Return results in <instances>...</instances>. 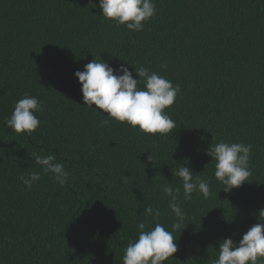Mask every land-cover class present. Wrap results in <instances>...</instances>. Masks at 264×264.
I'll use <instances>...</instances> for the list:
<instances>
[{"label": "trees", "instance_id": "trees-1", "mask_svg": "<svg viewBox=\"0 0 264 264\" xmlns=\"http://www.w3.org/2000/svg\"><path fill=\"white\" fill-rule=\"evenodd\" d=\"M153 3L137 32L105 20L99 0H0V264H123L140 222L172 231L162 186L181 188L183 200L178 165L208 180L211 195L183 201L186 228L173 231L178 251L165 264H213L223 240L239 242L264 219V0ZM93 59L123 64L134 79L142 65L179 85L166 109L176 129L104 126L74 76ZM25 94L41 102L30 135L6 125ZM220 141L252 146V175L230 192L206 155ZM48 154L68 182L41 172L29 190L20 177L40 172L36 157Z\"/></svg>", "mask_w": 264, "mask_h": 264}, {"label": "clouds", "instance_id": "clouds-1", "mask_svg": "<svg viewBox=\"0 0 264 264\" xmlns=\"http://www.w3.org/2000/svg\"><path fill=\"white\" fill-rule=\"evenodd\" d=\"M98 7L105 20L137 32L143 30L144 23L156 12L153 0H99ZM161 68L166 69L167 65L161 64ZM134 71L137 77L135 79L123 64L113 69L108 63L93 59L85 65L83 71L74 73L81 85L83 105L105 115L106 118L102 121L104 126L110 121H116L144 134H171L176 129V123L166 109L174 104L180 92L179 85L174 86L164 76L142 65L137 66ZM39 111L41 102L36 97L25 94L15 104L6 125L16 133L30 135L40 125V120L35 115ZM251 152L252 146L244 143L220 141L209 147L206 155L215 161L214 176L224 186L223 191L230 192L248 181L252 175L249 164ZM148 160L153 163L151 154ZM36 163L41 166L40 172L20 177L29 190L41 179V172L51 174L61 187L68 182L69 173L54 154L37 156ZM178 166L175 175L182 181L183 200L181 188L169 183L162 186V192L169 198L168 208L176 218L171 225L172 231L159 222L150 230H145L146 224L140 222L137 225V239L129 241L124 250L123 264H165L178 251L173 231L186 228L182 227L185 219L181 206L183 201L191 200L193 193L197 192L205 199L211 195L208 180L193 175L188 167ZM144 213L157 221L161 216L160 210L152 206H147ZM259 214L264 216V210ZM213 264H264V219L260 218L239 242L234 243L231 238L223 240L219 245L218 258Z\"/></svg>", "mask_w": 264, "mask_h": 264}]
</instances>
